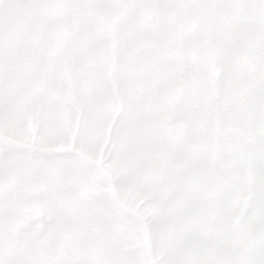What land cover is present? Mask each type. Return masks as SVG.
Returning a JSON list of instances; mask_svg holds the SVG:
<instances>
[{
  "label": "snow or ice",
  "instance_id": "obj_1",
  "mask_svg": "<svg viewBox=\"0 0 264 264\" xmlns=\"http://www.w3.org/2000/svg\"><path fill=\"white\" fill-rule=\"evenodd\" d=\"M0 264H264V0H0Z\"/></svg>",
  "mask_w": 264,
  "mask_h": 264
}]
</instances>
